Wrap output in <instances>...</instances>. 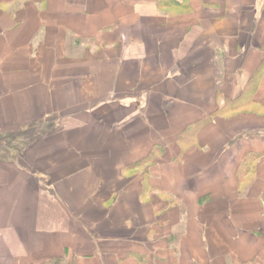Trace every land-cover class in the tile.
<instances>
[{
  "label": "crops",
  "instance_id": "0c3cea01",
  "mask_svg": "<svg viewBox=\"0 0 264 264\" xmlns=\"http://www.w3.org/2000/svg\"><path fill=\"white\" fill-rule=\"evenodd\" d=\"M159 1L0 0V264H264V0Z\"/></svg>",
  "mask_w": 264,
  "mask_h": 264
},
{
  "label": "rangeland",
  "instance_id": "374dc122",
  "mask_svg": "<svg viewBox=\"0 0 264 264\" xmlns=\"http://www.w3.org/2000/svg\"><path fill=\"white\" fill-rule=\"evenodd\" d=\"M185 2V0H182ZM36 125V124H34ZM42 125V124H41ZM46 128L48 127V125H50L49 123L48 124H43ZM35 127V126H34ZM43 127V126H42ZM34 130H37V129H34ZM183 142H189V139H184L182 140ZM157 147H155L154 149H156L155 153L156 152H159L161 150V147L158 146L159 144H156ZM154 156L153 155H149L147 157H145L144 159L140 160L139 162H135L134 165H131L129 168L132 169L133 171H131L130 173L135 174L137 172H140V171H144V168L147 169V166L150 164L152 165L153 164V158ZM140 166V168L138 169V167ZM134 172V173H133ZM153 187L151 185H146V188H145V196L142 197V199H146L147 201L150 200V193L153 192ZM164 198H167L169 199L170 197H164ZM173 205H177V206H180V208L182 207L181 204L174 198L172 197V201H170V199L168 200V205L165 206V210H167L168 208H170L171 206ZM182 209V208H181ZM183 210V209H182ZM147 218H148V221L151 223V224H154V223H158L160 224V221L157 217H154L152 212L148 213L147 215ZM164 220V219H163ZM162 220V223L164 222ZM174 221V220H172ZM184 221V223H183ZM181 220L179 222V226H183L185 224V220ZM170 222V219H167V223ZM166 223V224H167ZM137 226V225H135ZM166 225L163 226V228L165 229ZM148 233V231H147ZM180 233V229L177 228L174 235H173V241L174 243H176V240L178 239V235ZM172 237V236H171ZM153 241H154V233H153V230L150 231V234L147 235V241H146V246H145V249L143 250L142 247H139L140 248V251L138 253H135V251H132L128 254V257H137V259L140 261V264H155V255H159V252H156L157 250L155 249V245L153 244ZM131 255V256H129ZM158 259H160V257L158 256ZM159 264V263H158Z\"/></svg>",
  "mask_w": 264,
  "mask_h": 264
},
{
  "label": "trees",
  "instance_id": "16d2710c",
  "mask_svg": "<svg viewBox=\"0 0 264 264\" xmlns=\"http://www.w3.org/2000/svg\"><path fill=\"white\" fill-rule=\"evenodd\" d=\"M179 3L180 4V2L178 1V0H160L159 1V3L161 4V5H164V4H168V3ZM261 72H262V70H256V72H255V75L257 76V79L256 80H253V84H258L259 83V78H260V75H261ZM229 106H234V101H231V102H229ZM201 123H198V124H196V125H200ZM195 125V127H197ZM31 126H29V128H30ZM257 154H259V152H254V153H251V154H249L248 156L249 157H251L252 158V156L253 157H256V155ZM151 155V154H150Z\"/></svg>",
  "mask_w": 264,
  "mask_h": 264
}]
</instances>
